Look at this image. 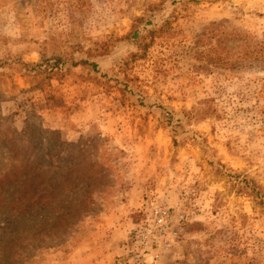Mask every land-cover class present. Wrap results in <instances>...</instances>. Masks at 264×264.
I'll return each instance as SVG.
<instances>
[{
	"label": "rangeland",
	"instance_id": "1",
	"mask_svg": "<svg viewBox=\"0 0 264 264\" xmlns=\"http://www.w3.org/2000/svg\"><path fill=\"white\" fill-rule=\"evenodd\" d=\"M14 176L50 202L0 186V264H264V0H0ZM156 207L185 218L136 243Z\"/></svg>",
	"mask_w": 264,
	"mask_h": 264
},
{
	"label": "trees",
	"instance_id": "2",
	"mask_svg": "<svg viewBox=\"0 0 264 264\" xmlns=\"http://www.w3.org/2000/svg\"><path fill=\"white\" fill-rule=\"evenodd\" d=\"M236 34V33H235ZM211 37L217 36L218 41L221 39L220 47L221 49H226V46L224 42H227L229 40L234 41L238 37L237 36H228L229 33L224 32V29L220 26L214 28L211 27L210 34ZM201 43V42H200ZM204 43V41H202ZM245 55L249 54V52H245ZM218 62H226V59L219 58L217 59ZM62 185L58 184L59 182H56L52 184V186L49 187L50 191L55 189L58 186H61V189L63 191H66L72 187L70 183H68V180L62 181ZM49 183H53L52 180H46L45 178H41L38 176L33 177H23L19 178L17 176L11 177V178H4L0 181V186L3 188V185L6 184L8 186L16 185L20 189H24V193H22L23 197L19 199H15V201L11 204V208L15 210L18 214L21 213V211L29 210L33 208L34 206H43L46 205V203L50 202L49 199L46 201V185ZM50 204V203H49Z\"/></svg>",
	"mask_w": 264,
	"mask_h": 264
},
{
	"label": "built area",
	"instance_id": "3",
	"mask_svg": "<svg viewBox=\"0 0 264 264\" xmlns=\"http://www.w3.org/2000/svg\"><path fill=\"white\" fill-rule=\"evenodd\" d=\"M185 215L183 211H174L165 207H156L140 223L135 234V242L143 243L150 237L162 235L176 223L183 221Z\"/></svg>",
	"mask_w": 264,
	"mask_h": 264
}]
</instances>
